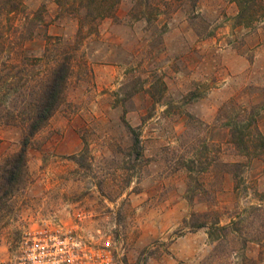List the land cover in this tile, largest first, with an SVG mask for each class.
<instances>
[{
  "label": "rangeland",
  "instance_id": "1",
  "mask_svg": "<svg viewBox=\"0 0 264 264\" xmlns=\"http://www.w3.org/2000/svg\"><path fill=\"white\" fill-rule=\"evenodd\" d=\"M80 1L0 12V79L32 84L44 68L33 58L55 53V37L73 56L64 101L0 210V254L54 222L109 239L114 264H264L251 241L264 240V152L239 151L228 126L264 133V18L238 25L235 0H120L93 30L79 24ZM20 135L0 123V162ZM233 219L240 232L214 242L200 226Z\"/></svg>",
  "mask_w": 264,
  "mask_h": 264
},
{
  "label": "trees",
  "instance_id": "2",
  "mask_svg": "<svg viewBox=\"0 0 264 264\" xmlns=\"http://www.w3.org/2000/svg\"><path fill=\"white\" fill-rule=\"evenodd\" d=\"M119 2L120 0H81L79 7L83 8V11H81L79 24L87 23L94 30L99 20L115 15ZM235 2L238 7L235 17L238 25L251 27L261 16L264 18V0H235ZM21 4V0H0V12L5 9L6 12L11 13L18 10ZM35 12L38 13L39 10ZM26 19L30 21L28 15L25 16ZM45 37L47 40H52L54 36L45 34ZM55 38L58 40L55 53L50 54V49L46 46L42 57L33 58L32 71L42 61L44 68L42 70L38 68L32 84L26 80L20 89V86H16L14 82L7 83L8 80L5 78L3 80V77L0 79L3 81L0 88L4 89L0 97V123L18 126L21 132L19 149L0 162V210L5 205L7 198L18 187L21 177L27 170V150L32 139L47 124L65 98L73 69V56L65 45H61L60 38ZM11 67L18 68L14 64ZM17 72L21 75L24 70L18 68ZM10 91H15L12 98L9 97ZM125 125L133 136L134 144L138 145L139 136L135 128L126 121ZM228 126L230 141L239 151L249 154L252 146L256 151L264 152V133L256 130L252 135L251 130H249L250 124L240 125L238 122H230ZM72 157L76 158L75 155ZM254 209L262 210L264 207L258 205ZM238 224V221L233 219L224 225L214 222L208 226L206 222H202L200 226L207 227L208 238L214 242L218 233L222 234L223 238L224 236L227 237L228 234H238L240 232L237 227ZM251 241H255L261 247L264 246V240L254 239ZM241 255V264H256L252 256Z\"/></svg>",
  "mask_w": 264,
  "mask_h": 264
},
{
  "label": "built area",
  "instance_id": "3",
  "mask_svg": "<svg viewBox=\"0 0 264 264\" xmlns=\"http://www.w3.org/2000/svg\"><path fill=\"white\" fill-rule=\"evenodd\" d=\"M0 264H114L109 239L88 240L75 224L42 222L28 229L11 255L0 254Z\"/></svg>",
  "mask_w": 264,
  "mask_h": 264
}]
</instances>
